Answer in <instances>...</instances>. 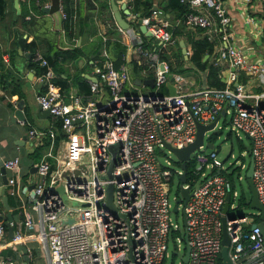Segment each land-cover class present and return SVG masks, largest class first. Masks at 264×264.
<instances>
[{
  "label": "built area",
  "instance_id": "obj_1",
  "mask_svg": "<svg viewBox=\"0 0 264 264\" xmlns=\"http://www.w3.org/2000/svg\"><path fill=\"white\" fill-rule=\"evenodd\" d=\"M180 1L188 10L175 23L182 22L193 38L212 43V52L206 54L209 62L218 65L220 78L221 68L227 69L224 86H192L193 76L204 77L205 72L189 59L190 43H185L187 57L183 56L192 80L172 69L179 36L173 33V17L158 7L143 16L132 12L133 22L127 28L118 26L119 39L126 47L124 60L116 67L103 49L105 59L93 61L96 79L87 77L88 90L64 98L53 71L45 70V89L37 92L35 99L60 119L63 135L57 140L51 136L34 162L38 178L32 187L21 178L20 153L2 162L11 171L7 192L21 201L19 216L8 221L14 227L12 238L25 242L33 236L44 250L47 264H165L169 255L184 251L180 248L184 236L174 232L180 230V224L172 210L176 198L181 197V186L191 191L184 205L189 244L186 264H223V216L229 264H264V218L257 208L255 213L234 212L240 191L220 171L225 167L217 150L202 143L190 153L192 173L200 179L196 177L194 184L187 177L183 183L178 180L179 194L175 190L172 194L169 185L171 176H179L182 168L172 164L170 154L162 159L158 155L163 150L172 152L163 140L179 147L191 142L195 118L207 123L220 113L214 127L228 117L230 131L237 137L240 132L250 136L252 180L264 207V89L240 80L241 71L264 79V64L247 61L233 41L232 17L222 0ZM246 1L249 17L257 3ZM58 4L62 9L63 0ZM131 6L128 4L129 9ZM62 14L66 16L64 11ZM139 24L151 35L141 31ZM160 52L168 53L169 59L161 58ZM34 59L47 63L39 52ZM132 60L137 64L136 75L131 72ZM135 78H152L151 89L143 91L147 84H137ZM167 81L175 86L174 93L162 90ZM44 133L30 127L29 145L35 146ZM114 144L112 154L110 146ZM240 166L246 165L241 162ZM108 184L112 185L114 208L107 203ZM5 234L6 226L0 222V238ZM174 238L169 251L168 241ZM25 247L30 256L29 246ZM12 262L10 257L0 259V264Z\"/></svg>",
  "mask_w": 264,
  "mask_h": 264
},
{
  "label": "crops",
  "instance_id": "obj_2",
  "mask_svg": "<svg viewBox=\"0 0 264 264\" xmlns=\"http://www.w3.org/2000/svg\"><path fill=\"white\" fill-rule=\"evenodd\" d=\"M124 1L127 7L128 4L133 5V0H115L119 7ZM146 1L148 5L149 3L152 5V8L158 7L163 10L166 6V9L170 10L165 13L169 18L175 15L172 8L174 0ZM222 2L232 17L233 41L242 49L247 61L264 64V34L262 33L264 1L255 0L257 9L252 10L249 17L246 16L248 9L246 0H222ZM3 5L4 13L0 14V158L3 160L20 153L21 178L30 184L38 178L36 169L32 171L31 168L46 150L51 136L53 138L55 136L57 140L63 135L56 123H60V119L50 112L43 113V108L35 99L36 93L45 89V83L42 81L45 70L50 68L53 71L54 81L59 80L57 86L64 98H68L73 92L86 91L80 90L83 86L82 77L87 78L88 74L93 75V61L97 59L92 58L96 52V38L100 36L102 39V57H98L104 60L103 49L106 51L107 32L116 30L121 37L118 30L120 25L113 16L110 0H67L68 8L71 10L68 29L65 28V20L69 19V15L63 16L64 9L59 8L58 0H18V5L15 4V0H3ZM137 9L138 14L147 10L146 7L139 5ZM132 12L131 9L128 13L122 12L128 23L134 20L130 16ZM182 34H178L179 43L181 39L186 43ZM74 46H79L82 50L77 57H58L56 50H70ZM36 52H39L47 61L46 64H41L34 59ZM53 59H60V76L51 65ZM221 70L225 77L227 69L221 68ZM204 77L203 74L193 76L192 86L204 85ZM240 80L264 89V79L260 74H246L241 71ZM65 81L68 86L63 90L61 83ZM86 82L87 79H85ZM30 127H36L45 132L38 138L35 146L29 145ZM17 145L20 146L19 149ZM22 147L24 149L21 153ZM33 150H37L36 156L31 155ZM5 173L9 176L11 171L6 170ZM3 188L5 190L1 193ZM3 194L7 195L8 207L3 202ZM20 205V199L7 192V185L2 180L0 169V222L6 226V234L0 238V259L10 257L12 264H21L23 254L27 253L25 246H29L31 251L29 264H36L33 251L37 246L42 250L39 242L33 236L27 237L25 242L15 241L8 232L9 219L5 217V214L10 210L12 218H17Z\"/></svg>",
  "mask_w": 264,
  "mask_h": 264
},
{
  "label": "trees",
  "instance_id": "obj_3",
  "mask_svg": "<svg viewBox=\"0 0 264 264\" xmlns=\"http://www.w3.org/2000/svg\"><path fill=\"white\" fill-rule=\"evenodd\" d=\"M63 2H64L63 9L66 13V16H67V14L69 15V19L65 20V28L68 29L70 26L71 10L68 8L67 0H63ZM132 3H133V5L131 6V10L133 12H136L137 14L139 11L137 9L138 5L141 7L147 8L146 11L140 12V14H138V16H143L145 14H148L152 8V5H150V3L148 5L146 0H133ZM167 6H168V4H167ZM166 8L167 7L164 6V8H163L164 12L165 13L170 12V10H168ZM172 8H174L173 10L175 11V15L173 16V20H172L173 33H175V34L185 33L182 22L175 23V21L178 18L182 19L183 14L188 10L187 5L185 3H182L180 0H174V4H173ZM1 13H4L3 0H0V14ZM145 37H148V36H145ZM119 38H120V36H118V32L116 30H112L111 32H107V38L105 40V47H106L107 55L109 56V58H111L113 60L116 67H118L119 64L123 61V54L125 53V50H126L125 45L120 41ZM184 39L186 41V45H189V43H190V45H189L190 46L189 59L193 62V64L198 69L203 70L205 72L206 84L210 85V86H219V87L224 86V84H225L224 77L220 78L218 76V72H219L218 65H215V64H212L211 62H209V57L204 58V55L206 53L210 54L212 52V43L208 42L205 38H193L190 34L188 36L184 37ZM95 45H96V52L94 53L92 58L93 59H95V58L101 59L100 57H98V56L102 57V54H101L102 39L100 36H98L96 38ZM81 52H82V50L80 49L79 46H74L70 50H67V49L56 50L58 57L61 56V58H65V57L75 58ZM174 53L176 55L175 64H174V62H170L172 69H177L182 73L188 72L189 68L187 66L182 65V63H184L185 60H184V56L181 52V46H180L179 42L177 44V48H176ZM159 55L161 58L169 59V54L166 52H160ZM51 62H52L51 65L57 71V75L60 76V74H61V70H60V66H59L60 59H53ZM131 62H132V70L134 71L135 74H137L136 61L132 60ZM175 66H176V68H175ZM82 78H83L82 79L83 86L81 87L80 90H88V84H87V82L85 83V79H87V78H85V77H82ZM1 80H3V77H1ZM61 86H62L63 90H65L68 86V83L65 81L64 83H61ZM162 90L166 91L167 88L166 87L162 88ZM56 123L60 127V123L59 122H56ZM36 152H37V150H33L31 155L36 156ZM174 163L180 165V161H178L176 159H174ZM246 168H247V165H246ZM192 169H194V162H193V160H188L187 161V169H186V177H187L188 182H190L191 184H194V182L196 181V177L198 179H200V176L198 174H193ZM213 171H215V170H213ZM220 171L223 172L225 175H227L233 182V179H232L233 169L231 171H228L226 168H223V169H220ZM178 180H179V176L172 175L170 178V185H169V189L172 191L175 190L177 192V194H179ZM233 184H234V182H233ZM247 192L248 193L244 192V189H242L240 191V197L238 199L240 201V204L241 203H245L247 205L250 204L251 191H250L249 186H248ZM174 232H177L178 234H180V230H177ZM183 236H184V234H183Z\"/></svg>",
  "mask_w": 264,
  "mask_h": 264
},
{
  "label": "water",
  "instance_id": "obj_4",
  "mask_svg": "<svg viewBox=\"0 0 264 264\" xmlns=\"http://www.w3.org/2000/svg\"><path fill=\"white\" fill-rule=\"evenodd\" d=\"M111 3V9L113 11V16L115 17L116 21L119 23V25L122 28H127L129 26L128 21L125 19V17L122 15V12L124 13H128L129 9L127 7L126 2L124 1L122 3V5L119 7L118 4L115 2V0H110ZM15 4L18 5V0H15ZM140 30L143 31L146 35H151V33L149 31L146 30V27L144 24L140 25ZM22 37L20 38V44L22 45ZM180 45H181V52L182 54L187 57L186 54V46H185V42L183 39L180 40ZM207 57V54L205 55L204 58ZM88 76L92 79H96L95 76L93 75H89ZM134 81L137 84L143 83V84H147V86H152L153 85V79L152 78H143L142 80H140V78H135ZM205 83V77L203 80V84ZM166 86L168 88V92L169 93H174L175 91V86L170 82L167 81L166 82ZM41 110V109H39ZM43 113L49 114V110L48 109H42ZM221 113H224V110H221ZM220 113L217 114L210 122L207 123H202L200 122L197 118H195V124H196V132H195V136L194 139L183 145V146H174L172 145L170 142H167L165 140H163L164 145L169 148L172 153L175 155V159L180 161V167L182 168V172L179 175V180L181 181V183H183L186 180V169H187V161L190 159V153L200 144L204 143V145L208 148H214L213 147V142L212 141H208L205 139V133H207V131L214 129V124L216 122V119L219 117ZM219 132V131H217ZM250 138V136H248ZM116 144L111 145L110 149L112 151V154H114L115 152V148H116ZM23 147L21 148V153L23 152ZM114 160V158H113ZM112 166V162L109 165V168ZM0 169L2 172V180L4 182V184L7 181V176H6V170L3 166V162L2 159L0 158ZM36 166L33 165L31 170L35 171ZM252 169H253V159L252 156H250L249 161H248V165H247V169L245 171V178L247 181V184L250 188L251 191V199H250V205L254 208H257L261 211V217L264 218V207L263 205L260 203V201L258 200V196H257V191L255 188V185L253 183L252 180ZM108 175H110V173H108ZM33 183L30 184V187H32ZM60 191H62V195L63 197H65V193L63 192V188L62 186L59 187ZM5 190V188L2 189L1 193H3ZM191 194V191L189 190L188 187L186 186H181V197L176 198L174 205L172 207V210L174 212L178 211V203H182L183 207H182V213H183V225H184V251H176V254L181 258L182 260V264H186L189 258V244L187 241V234H186V216L184 213V205L186 204V201L188 200L189 196ZM3 198V202L4 204L7 205V195L3 194L2 196ZM228 202H229V193H227L225 195V202L223 205V211L226 212L227 208H228ZM107 203L108 205H110L112 208H114L113 203H112V185L108 184L107 186ZM5 217H7L9 220L12 219V214L11 211L8 210L5 214ZM68 220H72V218H69ZM223 220V229H222V247L220 250V254L222 257V263L223 264H229V257L227 254V247H228V242H229V238L228 235L226 233L225 230V216L222 217ZM259 225L262 227V221L259 222ZM7 228H8V232L10 234V236L12 237L14 235V229L13 227L9 224V222L7 223ZM30 261V257L27 253L23 254V261L21 264H29Z\"/></svg>",
  "mask_w": 264,
  "mask_h": 264
},
{
  "label": "rangeland",
  "instance_id": "obj_5",
  "mask_svg": "<svg viewBox=\"0 0 264 264\" xmlns=\"http://www.w3.org/2000/svg\"><path fill=\"white\" fill-rule=\"evenodd\" d=\"M185 33L182 34V36L186 37L190 33L189 29H184ZM182 63V62H181ZM175 64V60H174ZM183 66H185V61L182 63ZM176 68V66H175ZM131 72L134 73L133 70ZM138 74V73H137ZM187 75V78L189 81L192 80V73H185ZM151 87H143V91L150 90ZM222 119V118H221ZM214 127V129L207 131L205 134V139L208 141L213 142L214 149H217V157L221 160H223L224 167L231 171L233 169L232 173V179L234 182L235 188H237L239 191L244 189V192H247L248 184L245 178V171L246 166L241 167L240 163L243 162L245 165H247L250 155L248 152V149L250 147V141L248 137L243 133L240 132V137H237L235 132L232 130L230 131V125L228 122V117H226L225 121H221ZM219 131V132H217ZM170 154L172 158V164H174L175 155L172 152H167L166 150H163L162 152H158V155H160V158H163V155ZM238 175H241V178H238ZM252 177V176H251ZM254 183V182H253ZM256 188V187H255ZM173 194V191H172ZM258 196V195H257ZM261 203V202H260ZM182 207L183 204L180 203L178 207V211L174 214L173 217L178 221L180 224V236L183 237L184 234V225H183V213H182ZM257 209L252 207L250 204L241 203L238 201V206L234 209V212L236 213H243V212H256ZM176 238L169 239L168 241V249L169 251L172 250V243L175 242ZM180 248L184 249V243L182 240L180 241ZM43 250V249H42ZM38 246L34 248V254L33 259L34 263L36 264H47L46 256L44 253V250L42 251ZM180 257L178 255H169L166 260L165 264H169V262H172L173 264H179Z\"/></svg>",
  "mask_w": 264,
  "mask_h": 264
},
{
  "label": "clouds",
  "instance_id": "obj_6",
  "mask_svg": "<svg viewBox=\"0 0 264 264\" xmlns=\"http://www.w3.org/2000/svg\"><path fill=\"white\" fill-rule=\"evenodd\" d=\"M181 46V45H180ZM94 76V75H93ZM89 77V76H88ZM57 83V82H56ZM205 84H206V81H205ZM206 134V133H205ZM214 149V148H213ZM215 150H217V149H215ZM248 165V164H247ZM247 169V168H246ZM232 170V169H231Z\"/></svg>",
  "mask_w": 264,
  "mask_h": 264
}]
</instances>
